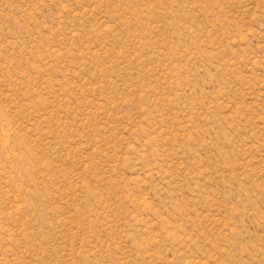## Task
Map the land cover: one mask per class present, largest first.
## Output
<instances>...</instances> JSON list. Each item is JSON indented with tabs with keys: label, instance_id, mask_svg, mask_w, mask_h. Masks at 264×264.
I'll return each instance as SVG.
<instances>
[{
	"label": "rangeland",
	"instance_id": "374dc122",
	"mask_svg": "<svg viewBox=\"0 0 264 264\" xmlns=\"http://www.w3.org/2000/svg\"><path fill=\"white\" fill-rule=\"evenodd\" d=\"M0 264H264V0H0Z\"/></svg>",
	"mask_w": 264,
	"mask_h": 264
}]
</instances>
